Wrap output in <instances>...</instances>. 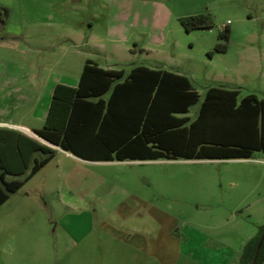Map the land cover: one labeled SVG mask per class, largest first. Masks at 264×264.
Masks as SVG:
<instances>
[{
    "label": "rangeland",
    "instance_id": "rangeland-1",
    "mask_svg": "<svg viewBox=\"0 0 264 264\" xmlns=\"http://www.w3.org/2000/svg\"><path fill=\"white\" fill-rule=\"evenodd\" d=\"M48 1L27 0L24 17L57 16L45 7ZM106 1L111 2L79 0L73 3L83 5L84 10H65L68 23L74 26L77 19L95 9L94 31L107 45L106 52L95 56L103 67L127 75L136 65H158L188 76L200 93L188 113L191 119L212 86L237 88L240 97L249 93L264 97V0H176L164 9L146 4L142 32L136 31L138 24L125 18L121 9L107 17ZM165 10L170 11V20L160 14ZM197 11L207 14L213 26L187 31L176 14L188 16ZM162 21L168 22L158 30ZM6 24L5 20L1 27ZM226 26L228 39L220 37ZM16 29L32 37L33 51L27 58L39 59L37 51L45 49V25ZM110 29L121 40L109 42ZM6 35L4 31L0 39V55L23 63L26 55L20 49L29 45ZM127 36L129 40H125ZM218 43L227 44V49L217 51ZM135 46L138 50L132 51ZM67 75L77 77L80 73ZM36 156L41 159L44 153ZM263 170L250 158L90 161L55 150L49 163L0 207V264H157L149 246L136 249L111 236L135 227L148 229L152 237L164 236V227L170 223L179 235L189 224L206 232L211 244L221 243L216 240L229 243L230 225L221 222V213L240 201L258 203L261 191L250 176ZM142 198L149 202L140 208L143 216L131 213ZM152 206L161 210L159 216ZM128 213L131 218L126 217ZM243 218L253 222L247 212ZM245 235L243 232L241 237ZM237 239L227 245L242 251L246 241L239 244Z\"/></svg>",
    "mask_w": 264,
    "mask_h": 264
},
{
    "label": "trees",
    "instance_id": "trees-1",
    "mask_svg": "<svg viewBox=\"0 0 264 264\" xmlns=\"http://www.w3.org/2000/svg\"><path fill=\"white\" fill-rule=\"evenodd\" d=\"M4 24L7 13L0 9ZM187 30L213 26L207 14L179 18ZM225 28L221 38H229ZM217 51L227 44L218 43ZM109 96H104L108 93ZM200 98L190 78L166 69L145 65L123 70L105 69L88 60L78 86L57 84L45 124L35 133L76 156L94 161L157 159L251 158L264 153V99L251 93L240 97L239 89L212 86L205 94L194 119L190 108ZM19 148L22 149V146ZM48 155L36 159L23 179L6 180L5 175H22L29 167L4 168L0 174V205L46 165L54 153L34 141L31 152ZM264 223L246 241L237 264H264Z\"/></svg>",
    "mask_w": 264,
    "mask_h": 264
},
{
    "label": "crops",
    "instance_id": "crops-1",
    "mask_svg": "<svg viewBox=\"0 0 264 264\" xmlns=\"http://www.w3.org/2000/svg\"><path fill=\"white\" fill-rule=\"evenodd\" d=\"M75 1L79 0H50L45 2V7L57 12V16L25 18L23 15V8L25 4L29 5L27 0H0V9L6 10L7 13L6 26H8L7 28L6 26L2 28L1 26L4 24L0 23V39L4 38L2 33L5 31L7 33L6 36L13 38V40L20 38L29 45L27 49H20V52L26 55V60L23 63L10 58L3 59L0 55V174L4 171V168L10 170L22 168L24 157L29 164L26 173H24L27 175L29 173H27V171L32 162L38 159L36 156L37 152L44 153L41 159L46 157L48 154L42 150L31 152L34 141H38L44 146L46 145L47 150H52L54 153L53 157L55 156V150H60L71 157L80 159V157L75 154L45 140L34 131L35 129L42 128L45 124L56 85L65 84L73 87L78 86L85 63L88 60H92L100 65V63L95 60V56L97 53L106 52L107 45L104 42L105 40L100 38L94 31L96 28L95 20L97 18L94 8L89 15L77 19L74 26L68 23L69 21L66 19L65 13L66 9L69 8L74 13L75 10L76 13H79L80 10H84L83 5L74 4L73 2ZM173 1L176 0L106 1L104 5L106 8L105 15L107 14L108 17L111 13L121 9L125 12V18L127 16L131 18L132 24H134V22L138 24L137 26H139L140 29L136 31L142 32L144 31L142 26L145 22L146 4L164 9L167 8V3ZM204 2L207 3L209 0H205ZM93 3H95V1ZM197 12L198 13H195L203 14L200 11ZM160 14L165 16L166 19L170 20L171 18L170 11L168 12L165 10ZM181 16H184V14H176V18L178 19ZM168 21L160 22L161 24L158 26V30H163L165 25L162 24ZM24 25H45V49L43 48L37 51L39 53V59H34L32 57L31 59L27 58V55H29L28 53L33 51L30 47L33 42L32 37L16 29V26ZM50 27L52 28L50 29ZM226 28H228V26H226ZM51 30L53 33H51ZM109 33L110 36H106L109 42L114 43L116 40H121L112 35V29L109 30ZM133 33L135 32L133 31ZM133 33L130 32V34ZM125 40H129V36H127ZM141 48L142 50H147V47ZM130 49L132 51H137L138 47L135 46ZM100 66L103 67L102 65ZM148 67L166 69L158 65ZM103 68L119 70L111 67ZM76 71L80 73L77 77L67 75V72L71 73ZM255 95L259 99H264V97H259L257 94ZM19 143L22 149L19 148ZM257 153H262L263 156L257 157ZM250 159H255L259 165L264 167L263 152H255ZM255 172L251 173L250 178L255 182L256 189H260L261 191V198L258 200V203L251 204L240 201L233 207L231 206L229 211L221 213V222L224 225H230V233L227 234L230 239L229 243L225 240H216L217 243H221L211 244L212 238L206 232L199 227L189 224L180 231L181 235H179L171 223L164 227V236L152 237L148 229H139L135 227L132 229L129 228V230H119L118 234L111 236V239L136 249L149 246L148 248L152 249L153 260L157 264H237L241 255V249H235L233 246L227 244H232V241L234 242L236 240V236L239 244H244L245 241L249 240L257 233H255V230H258V226L264 223V170L261 174H256ZM18 176L21 175L7 173L5 178L10 181L18 179ZM24 177L19 178L23 179ZM12 193H10V196ZM4 203H2L0 207ZM148 203V201L142 198L139 200L137 209H133L130 212H138L139 216H143L144 210L140 208H144ZM243 206H245V209ZM152 207L156 208L154 214L156 213L159 216L161 210L157 206ZM244 212H247L248 216L252 218L253 222H251V224L243 218ZM167 215V218H174V216L170 214ZM131 216L132 214L128 213L126 217L131 218ZM164 224H167V222ZM243 232L247 233V235L242 238L241 234Z\"/></svg>",
    "mask_w": 264,
    "mask_h": 264
},
{
    "label": "water",
    "instance_id": "water-1",
    "mask_svg": "<svg viewBox=\"0 0 264 264\" xmlns=\"http://www.w3.org/2000/svg\"><path fill=\"white\" fill-rule=\"evenodd\" d=\"M263 241H264V235L262 236V238H261V240H260V242H259V248L262 246Z\"/></svg>",
    "mask_w": 264,
    "mask_h": 264
}]
</instances>
